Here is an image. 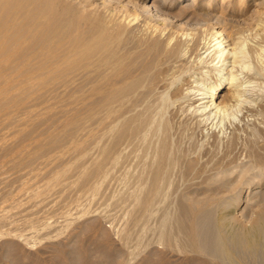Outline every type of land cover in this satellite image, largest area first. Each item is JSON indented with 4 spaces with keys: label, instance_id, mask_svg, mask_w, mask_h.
Masks as SVG:
<instances>
[{
    "label": "rangeland",
    "instance_id": "1",
    "mask_svg": "<svg viewBox=\"0 0 264 264\" xmlns=\"http://www.w3.org/2000/svg\"><path fill=\"white\" fill-rule=\"evenodd\" d=\"M13 1L0 9V264H182L188 259L264 264L231 253L229 258L198 253L194 213L184 200L195 190L201 193L220 160L251 161L255 167L264 162V28L258 31V22L264 27V0H199L198 17L208 13L202 21H177L174 15L193 0H169L175 5L163 10L170 14L159 24L164 36L162 29L152 30L160 23L156 16L130 6L129 12L113 13L128 25L125 33L118 30L121 39L90 54L71 45L55 21L42 16L44 10L40 14ZM94 3L101 16L108 8L122 9L117 1ZM107 14L109 19L112 13ZM204 22H220L221 30L245 40L246 55L235 69L243 88L227 84L221 110L211 107L212 99L198 100L206 96L212 70L218 71L219 60L210 58L213 49L201 51L204 63L193 46L194 52L185 47L178 57L164 50L166 44L173 47L175 39L169 44L166 39L177 29L202 43L213 26ZM83 30L85 36L94 31ZM118 31L110 34L119 36ZM152 38L166 43L159 45L160 54L150 49ZM231 69L228 63L222 72L229 77ZM235 90L241 93L238 102L228 98ZM208 104L207 115L194 116ZM146 120L139 137V121ZM191 161L195 170H189ZM247 192L235 193L233 205ZM257 198L252 204L264 212V197ZM222 212L217 208L216 217ZM241 217L250 226L249 216Z\"/></svg>",
    "mask_w": 264,
    "mask_h": 264
},
{
    "label": "bare ground",
    "instance_id": "2",
    "mask_svg": "<svg viewBox=\"0 0 264 264\" xmlns=\"http://www.w3.org/2000/svg\"><path fill=\"white\" fill-rule=\"evenodd\" d=\"M91 1L92 0H24V1L21 0L22 4L24 2V4L27 6L26 8L32 7L33 11H35L38 8L37 10L40 14H41V12H43L42 10H44V12L42 13V16L44 13H46L43 17H45V19L48 20L49 22L55 21L54 22L55 24L53 23L55 28L58 29V31L60 33H62V35H64L66 38H68L69 43L73 46L82 47L87 54L93 53L97 49H104V48L108 49L109 45L111 43L113 44V42H115L117 40V38L121 39L120 36H122V35L120 33H122V34L125 33V30H126V28H128V25L125 23L127 26H123L124 25L123 19L121 21L115 20L113 18L114 12L120 11V13H123L124 10L129 12L128 8H130V6L133 8H136L137 10H139V7H140V9L143 10L144 15L156 16V19L159 20L160 23H158V25L155 24L154 26H152V30L155 28L153 30V32L155 31L154 33H156L158 31V29L159 30L162 29V27L160 28L159 24H163V22H165V20L167 21L168 18H166V15H170V14H165V12L163 10L164 9L171 10L175 5L173 3V1L169 2V0H162L161 4H159L160 0H155L152 5L145 4L146 0H112V1H117V3L120 4L118 7L122 8V9L119 10V8H116V9L108 8L104 13V16L108 15L107 14L108 12L112 13V14H110L109 19H108V17L98 15V12L100 11L101 8L94 3L95 0H93V2H91ZM198 1L199 0H193V2L191 4H183L182 10H180L181 8L178 9V10H180L179 13L177 12V14L175 13L176 16L174 15V17L177 19V21L185 19V18L187 20L189 18L190 21H191V19L194 20L196 18L197 19L198 18L204 19L203 13H206V12L201 13L203 18H202V16L198 17L200 15V13L198 11L199 5L197 4ZM13 2H14L13 0H0V9H3L4 7L10 6ZM17 2L19 3V1H16V3ZM45 2H47L48 4ZM259 2L257 5L261 4L260 5V7H261L263 5V2H260V3ZM21 7H23V6L21 5ZM40 8H41V10H40ZM24 9H25V7H24ZM127 12L123 15V18L126 14H128ZM257 12H258V10H257ZM63 14L68 15V17L66 15L64 16ZM206 14H208V13H206ZM206 14H205V18L208 17V19H209L210 16L209 15L207 16ZM98 16H99V18H98ZM130 16H132V15H129V17ZM65 17H67V19H65ZM145 17H147V16H145ZM213 17L212 18L210 17L211 20L213 19ZM215 18L218 19L217 17H215ZM219 19H218V21H220ZM48 21H47V24H50ZM196 21H199V20H196ZM205 21L208 22V20H205ZM200 23H202V22H200ZM206 23L204 22V25H206ZM214 23H216V22H214ZM207 24L211 25V23L210 24L207 23ZM216 24H214V25L212 24L213 26L211 25L212 29H211L210 37L204 38V41L201 39L203 41L202 43H200L199 40L196 41L197 38H194V37L191 38V35H192L191 33H188V32L182 33L181 30L178 31V29H177L176 32L174 30V32L172 34H171V32H170V35H169V33L167 34V35H169V37H167L168 40L166 39V42L168 41V44L172 43V41L175 39L173 47L171 49H169L170 45L168 46L165 42L163 44L161 43V45H160V42L158 41L159 39L157 40V39L152 38V39H150L151 40L150 44L149 43L148 44L150 45V49L152 50L153 53L154 52L156 53L157 49H159L160 46L166 44L164 50H166V48H168L169 50L167 49V51L172 56H174L177 53L179 54V51L185 47H186V49H192L194 47L195 50L198 52V54L196 56L199 55L198 57H200L199 59H201L202 63H204L205 61L200 56L201 51L203 49H205L206 50L205 53H207L211 49H213L210 52V54H212L214 52L213 55L210 57L213 61L212 63H215L216 60H219V62L217 64H219V63H222V64L220 65V68H218L217 64H216L215 68H216V71L217 70L218 71L215 72V70H212V72H214V74H215V75H213L215 77V80L213 81V79H212L214 77H212L210 79V81L208 83L209 85H207L205 87L206 96H204L203 98L199 97L198 100H202L201 104H204V103H208V102H203V101H205L206 98L212 99V102L210 101L212 103L211 107L214 106L213 107L214 110L215 109L221 110L223 107L226 106V104L224 102L227 98L222 96L221 93H222V90L226 88L227 84L231 85L229 88L232 90H234L233 88L237 89V88H241L243 86V85L242 86L239 85L240 83H239V79H237L238 78L237 75L235 74V69L238 68L239 64L243 62V61L241 62V60H240L241 54H244V55H246V54L243 52V49H244L243 47L245 44V42H244L245 40L243 39V36H241L240 34H239L240 35L239 36L238 34L229 33L227 31H225L224 29L221 30L218 27V25H221L220 22L217 25ZM258 24H260V25H258ZM258 24H256L259 26L258 31H261L264 27L261 28L262 24L259 22H258ZM200 25H202V24H200ZM204 25H202V26H204ZM149 26L150 25H148V27ZM256 27L254 28L255 30H256ZM122 28H124V30ZM210 28H209V30H210ZM83 29H86L85 31H87V32L89 30V33H87V35L90 34L91 31H93V30L94 31L91 32L90 35L85 36L86 32L84 34ZM120 29H121V31H120ZM78 30H82L81 32H83L84 35L81 34L80 31H79L80 35L77 34ZM115 30L120 31V33H119V31L117 32V33H119V36L117 34L116 35L110 34L111 31H115ZM150 30H148V31L150 32ZM141 31H143V30H141ZM163 31H166V30L162 29V31H160V32L163 33ZM262 31L264 33V30H262ZM160 32H159V34H160ZM141 35L144 36V34H141ZM154 35H156V34H154ZM158 35H156L157 37H155V38H160V37H158ZM148 36L149 35H147V37ZM151 36H153V35H151ZM163 36H164V33H163ZM150 37H148V39ZM262 37H264L263 34H262ZM244 38H245V36H244ZM141 39H142V37H141ZM83 40L85 42H83ZM146 40H147V38H146ZM262 40L264 41V39H262ZM146 42H148V41H146ZM146 42H144V43H146ZM192 42L194 44H192ZM261 44H262V42H261ZM147 49L149 50V47ZM140 50H141V48H140ZM142 52H144V49ZM157 52H158L157 54H160L159 51H157ZM168 52L166 53V56H167ZM192 52H194L193 49H192ZM177 55H175V56H177ZM191 55H192V53H191ZM141 56L139 55V58H142ZM166 56H165V58H166ZM153 57H155V55ZM167 57H171V56H167ZM146 58H148V56H146ZM153 59L154 58L151 59V62ZM192 59H193V57H192ZM229 59H232V60L229 61ZM156 60H158V59H156ZM166 61H168V58ZM145 62H143V63H145ZM174 62L175 61L173 60V63ZM177 62H179V61H177ZM169 63H167V64H169ZM228 63L230 64V66H232V69L229 70V72L227 70L229 77H226L224 75V73L222 72V67H224L226 64L228 65ZM240 65L242 66V64H240ZM177 66H179V65H177ZM240 68H242V67H240ZM141 69L142 68H139V71ZM144 69H145V67H144ZM238 71H240V69ZM217 73H218V75H217ZM142 78L143 77L139 76V88L143 84L142 81L145 83V80ZM180 78L181 77H179L177 80H180ZM237 81H238V83H237ZM237 84H238V87H237ZM189 87L191 89V85H189ZM143 88H140V89H143ZM186 89H183V90L185 91ZM242 90L244 91V89H242ZM5 93H6V91H5ZM188 93H189V95H191L190 92H188ZM207 94H209V95H207ZM240 94H239L238 90H235L234 94H231L229 97L228 96L227 97L231 98L233 96L234 101L235 100L237 101V100H239L238 97L240 96ZM200 95H202V94H200ZM221 97H224V98L221 100L220 99L218 100V98H221ZM189 98L190 99H188V101L191 100V97H189ZM178 99H180L178 101H181V100L183 101L182 98H178ZM186 100H187V98H186ZM186 100L184 99V101H186ZM193 100H191V102ZM230 100H228V102ZM231 101L234 102L233 99ZM231 101H230V103H228V102H226V103L231 104ZM173 102H175V100H173ZM186 102H183V103H186ZM210 102H209V104H210ZM173 104L176 105V103H173ZM209 104H208V106H206L202 110L199 109L197 111L195 109L194 111H196L197 114L195 113L194 116L195 117H196V115L198 116L199 115L198 112H200V111L202 114L205 113L207 115V113H208L207 109L209 107ZM180 105H183L182 102L180 103ZM180 105H179V107H180ZM211 107H209V108L212 109ZM183 109H184V105L182 108L180 107L179 110H183ZM139 111H140V109H139ZM186 111H187V109H186ZM179 113H180V111H179ZM139 115L142 116V113H140ZM180 115L181 114H179L178 116H180ZM192 115H193V113H192ZM199 117H200V115H199ZM179 120H181V119H179ZM183 120H185V118H183ZM147 121L148 120L143 121V122L139 121V137L142 136L144 123L147 124ZM187 123H188V121H187ZM185 126H187V125H185ZM141 158H144V157H141ZM230 159L228 158L226 160H230ZM231 160L234 161V159H231ZM193 161H194V159H193ZM233 161L229 162L227 165H226V163L225 164L221 163L222 162L221 160L219 163L216 162L217 164H214L215 165L214 168L213 167L211 168V170L212 169L214 170V172L212 171L214 174L211 173L212 175H209L210 178H208V180H206L204 184L202 183L203 185L202 184L199 185V187L202 185L200 187L202 189H199V190H201V193H199V192L197 193V190H195V192H192V194L190 193L191 195L189 194V195L185 196V198H184L187 206L194 213V214H192V215H194V220L191 223L193 226L192 234H193L194 245L196 247V251L200 254H207L210 256L220 254L223 258H229L230 253H231V254H235L237 256H241V257H249L250 259H254V261L260 260V261L264 262V212L260 211L261 209L258 210V208H260L258 205L259 203L252 204L253 199H255L257 196H258V198L264 197V162L260 163L261 162L260 161L259 162L260 164H258V166L255 167L252 165V163H250L251 162L250 160H249L250 162L244 161L245 163H241V164L236 163L237 160L235 163H233ZM225 162H228V161H225ZM188 164H189L188 165L189 170H192L194 168V165H193L194 163H192V161H191V162H188ZM194 170H195V168H194ZM211 170H210V172H211ZM244 190H248V192L246 193V194H248V196H249V194H251V195L255 194V195L253 197H250V200H249L248 196H246V195L238 197V203L234 206L233 200H234V198H236V197H234L235 196L234 194L237 192H239V194L241 192L243 193ZM217 208H219L223 211L222 215L218 218L215 215ZM189 209H187V210H189ZM228 210H230V212L226 213ZM262 210H264V209L262 208ZM192 211H190V212L192 213ZM257 212H259V214ZM241 215L242 216L243 215L249 216L250 226H248V223H245V221L242 219ZM245 218H247V217H245ZM230 227H233V228H230ZM44 235H46V234H44ZM149 264H151V263H149ZM182 264H202V262L200 260H197V259H188V260L184 261Z\"/></svg>",
    "mask_w": 264,
    "mask_h": 264
}]
</instances>
